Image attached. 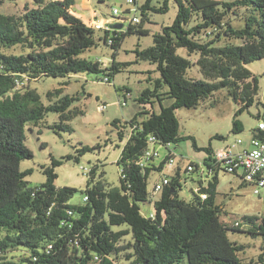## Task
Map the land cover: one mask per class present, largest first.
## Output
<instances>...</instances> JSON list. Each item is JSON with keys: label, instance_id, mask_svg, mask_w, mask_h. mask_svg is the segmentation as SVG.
<instances>
[{"label": "trees", "instance_id": "1", "mask_svg": "<svg viewBox=\"0 0 264 264\" xmlns=\"http://www.w3.org/2000/svg\"><path fill=\"white\" fill-rule=\"evenodd\" d=\"M170 1L162 0L153 7V0H146L140 7L141 23L121 31L88 25L73 13L76 0H33L19 15L0 11V264H264V253L257 262L243 261L240 254L246 247L229 238V231L264 237V218L244 216L246 230L241 224L230 226L221 220L215 150L199 147L193 136L181 137L176 116L177 110L197 108L222 89H228L240 104L236 117L255 104L264 107L258 100L259 78L247 67L264 59V0H174L178 12L173 24L153 35L151 47L135 49L137 61L155 65L160 77L148 78L153 88L143 90L136 99L142 110L131 121L112 123L124 142L117 162L120 187L107 188L97 180L96 168L88 176L87 200L82 205L70 204L75 189L56 187V168L66 161L78 162L81 155L95 149L88 146L78 156L52 158L51 165L42 168L46 181L40 187H31L27 181L32 169L21 170V163L34 157L26 144L28 132L40 128L41 133L43 121L54 113L59 122L48 128L59 134L83 114L72 108L80 97L66 95L53 102L54 97L63 94L73 76L104 73L113 78L129 67L131 63L116 60L123 42L130 35L148 36L150 31L144 27L148 13L168 12ZM240 9L246 10L244 26L236 27L228 16H236ZM193 20L195 24L190 26ZM100 42L113 50L106 68L82 56ZM17 47L22 49L20 53L6 52ZM179 49L199 58L193 62L179 55ZM195 65L205 80L187 78ZM19 76L27 77L29 83L46 77L65 81L47 93L49 103L45 104L29 84L16 88ZM120 91L125 92L126 100L132 97L130 88ZM167 98L171 104L165 106ZM243 131V124L235 118L232 132ZM151 136L162 146L191 140L196 151L207 154L203 163L213 171L208 187L200 181V190H192L187 202L179 195L184 183L178 167L169 176L170 185L154 202V218L145 217L139 207L151 201L150 177L162 173L166 162L141 167ZM253 136L264 139V132L257 128ZM214 138L224 140L220 135ZM203 193L208 195L206 200L200 197ZM127 237L131 240L121 245ZM15 251L23 252V257L11 259L9 254Z\"/></svg>", "mask_w": 264, "mask_h": 264}, {"label": "rangeland", "instance_id": "2", "mask_svg": "<svg viewBox=\"0 0 264 264\" xmlns=\"http://www.w3.org/2000/svg\"><path fill=\"white\" fill-rule=\"evenodd\" d=\"M0 1L2 2L0 11L6 15H19L26 5H33V0ZM145 1L137 0L138 6L141 7ZM215 1L232 3L238 0ZM161 3L162 0H153L152 6L158 7ZM92 4L101 22L106 18L111 19L114 9H119L124 19L131 20L134 17V13L129 15L128 11L135 6L128 4V0H92ZM177 12V3L171 0L168 12L156 13L150 11L148 13V21L145 22L144 27L150 31V34L148 36L130 35L125 39L118 51L116 60L118 62H129L131 65L110 78V84L103 82L106 77L104 73L80 74L71 78L69 85L64 87L61 96L54 97L53 102L66 95L80 97V100L76 101L72 108L83 111V114L68 122V130H63L59 134L48 128V126L59 122V115L54 113L48 114L43 121L41 133L39 132L40 128H33L32 132H28L26 144L32 150L34 157L23 161L21 170H33V173L27 177L31 187H40L45 183L46 177L42 168L50 166L52 158L61 160L68 155L78 156L79 150L84 146L95 149L81 155L78 162L74 160L66 161L62 166L56 168L58 174L55 182L56 187H69L76 190L70 204L82 205L85 203L84 192L88 185V175L82 168H96L97 180H101L107 188L120 187L121 167L118 166L117 162L120 159L124 142L120 141L117 129L112 123L115 120L122 123L131 121L142 110L136 99L143 90L153 88L154 83L148 82V78L152 77L154 81L160 77V74L156 71V66L145 61H137L134 51L136 48L151 47L153 45V35L160 32L163 27L172 25L177 17ZM137 15L141 17V13ZM245 16L246 10L240 9L237 10L236 16L230 14L228 19L232 20L234 26L242 27L244 26L243 19ZM89 24H92L91 21H89ZM194 24L195 20L191 22L190 26ZM128 25L129 22L126 23L125 30ZM98 34L102 35L103 32ZM233 42L236 44L241 43L238 40ZM21 51L22 49L17 47L6 52L16 54ZM177 52L193 62H196L199 58V55L189 57L185 49H179ZM112 54L111 47L100 42L82 56L92 62L99 61L102 67L106 68L112 62ZM247 67L259 78L258 100L264 104V59L255 61ZM187 78L205 80L196 65L188 71ZM64 81L65 79L62 78L46 77L38 81H31L28 84L36 89L41 95L42 101L48 104L47 93L62 87ZM123 87L130 88L132 94V97L127 99L126 106L121 105V102H124L125 92L120 91V89ZM170 104L171 100L167 98L164 105L168 106ZM100 105L107 106L103 112L98 109ZM239 108L240 104L234 101L228 89L215 92L210 98L201 101L197 108H182L176 111L180 125L179 135L181 137L193 136L199 147H211L215 151L224 148L238 138L247 144L252 139L254 130L259 127L260 123L264 122V107L255 104L236 117ZM156 110H160L158 104H156ZM259 114L260 117H258ZM235 118L244 126V131L238 134L232 132ZM216 135L224 137V140L215 139ZM158 150L160 152V158L156 161L158 165L170 151L176 156L175 168H181L184 183L179 195L181 199L189 202L192 199L191 189L198 188L199 184L190 181L189 176L192 174L186 173L187 166L189 162H203L207 154L204 151H196L191 140L171 144L170 147L160 146ZM164 174L171 176L174 174V170L166 167L164 172H155L150 177L148 191L151 201L139 204L141 213L145 217H150L154 213V202L159 200L161 194L153 195V184L155 181L162 179ZM216 203L223 208L221 220L230 226L239 223L242 225V229L246 230L247 226L243 225L242 221L244 216L264 218V191L260 195H256L254 187L244 183L237 175L220 173ZM229 238L231 241L246 247L245 251L240 254V257L246 263L250 261L257 262L259 255L264 253V237L254 238L244 232L229 231ZM130 240V237L125 238L121 245H127ZM23 255V252L15 251L10 253L9 257L19 260ZM181 264H186V262Z\"/></svg>", "mask_w": 264, "mask_h": 264}, {"label": "built area", "instance_id": "3", "mask_svg": "<svg viewBox=\"0 0 264 264\" xmlns=\"http://www.w3.org/2000/svg\"><path fill=\"white\" fill-rule=\"evenodd\" d=\"M128 4L134 5L135 7L128 11L129 15L134 13V17L131 20L124 19L121 16V12L119 9L113 10V17L108 19L109 21L101 22L99 20L92 21L91 26L95 27L98 30H115L121 31L119 29H113L110 25L114 24H123L124 28L126 27V23L138 25L141 23L142 17H139L137 14L141 13L140 7L137 4V0H128ZM123 28V29H124ZM113 41L110 40L109 44L112 45ZM16 88L22 89L28 86L29 79L25 76L16 77ZM103 82L111 83L109 76L105 77ZM128 96V94H125ZM122 106L127 105L126 97L124 98V102H121ZM106 105H100L99 111L103 112L106 109ZM258 129L264 132V122L259 124ZM148 149L146 150L144 156L141 159V167L146 168L150 164H158L156 163L157 159L160 158V152L158 147L162 146L159 144L158 140L151 136L148 141ZM171 144H168L164 147H170ZM175 158L173 152H169V154L163 159L165 162L164 169L166 167L170 169L176 170L175 168ZM215 159L217 164L219 165V172L226 173L231 175L240 176L244 183L250 184L254 187V193L256 195H260L262 191H264V139L256 138L255 136L246 144L242 139L238 138L234 142L229 143L224 148H220L215 151ZM162 161V162H163ZM160 165V164H159ZM89 176L91 169L82 168ZM188 174H198L201 178V182L204 188L208 187V182L210 177L213 175V171L208 169L203 162H189L186 170ZM171 178L164 174L163 178L157 180L153 184V195L154 194H162L167 186L170 185ZM200 190V183L198 188L196 189V193ZM200 197L203 200L208 198L207 194H200ZM87 200V198H85ZM72 215V212H69ZM151 218H154V214L150 215ZM239 226V223L235 224Z\"/></svg>", "mask_w": 264, "mask_h": 264}, {"label": "crops", "instance_id": "4", "mask_svg": "<svg viewBox=\"0 0 264 264\" xmlns=\"http://www.w3.org/2000/svg\"><path fill=\"white\" fill-rule=\"evenodd\" d=\"M73 13L76 14L78 17L82 18L88 25L89 21H95V20H99L98 16H97V12L96 10L93 8V4H92V0H76V4L73 8ZM91 17V18H89ZM101 21V20H99ZM109 21L107 18L106 20L102 21ZM190 181L195 182V183H200V177L198 174H192L189 176ZM185 179V178H184ZM186 180V179H185ZM197 189V188H196ZM196 189H191V190H195Z\"/></svg>", "mask_w": 264, "mask_h": 264}, {"label": "water", "instance_id": "5", "mask_svg": "<svg viewBox=\"0 0 264 264\" xmlns=\"http://www.w3.org/2000/svg\"><path fill=\"white\" fill-rule=\"evenodd\" d=\"M111 28L113 29H123L124 28V25L123 24H114V25H110Z\"/></svg>", "mask_w": 264, "mask_h": 264}]
</instances>
